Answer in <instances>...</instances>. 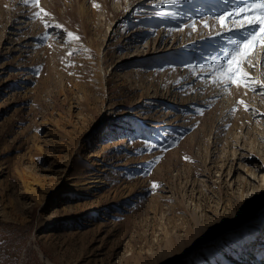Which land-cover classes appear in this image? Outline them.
<instances>
[{
    "label": "rangeland",
    "instance_id": "rangeland-1",
    "mask_svg": "<svg viewBox=\"0 0 264 264\" xmlns=\"http://www.w3.org/2000/svg\"><path fill=\"white\" fill-rule=\"evenodd\" d=\"M221 1L0 0V264H264V53L211 82Z\"/></svg>",
    "mask_w": 264,
    "mask_h": 264
},
{
    "label": "snow or ice",
    "instance_id": "snow-or-ice-1",
    "mask_svg": "<svg viewBox=\"0 0 264 264\" xmlns=\"http://www.w3.org/2000/svg\"><path fill=\"white\" fill-rule=\"evenodd\" d=\"M23 2L28 4L29 0H23ZM161 2L173 4L178 0H161ZM32 3L34 6H39V0H32ZM224 3H231V7H226L213 19L220 25L221 31H240L242 38L230 37L228 42L232 45L231 49L225 51L223 57L214 58L211 66L212 74L215 75L219 72L220 76L212 79L211 82L222 86L225 91L231 85L256 91L254 87L250 86L249 73L242 69L245 65L254 67L249 57L254 54L257 46L264 53V0H224ZM40 12L45 16L48 15L43 8H40ZM35 15H39V13H35ZM204 26L209 27L207 21H204ZM61 27L59 24L56 25V28ZM220 34L221 32L216 33V35ZM67 35L73 37L71 32H68ZM75 39H79V37H75ZM261 63L264 66V55L261 57ZM260 87L264 88V84H261ZM259 94L264 95V92ZM245 110H247V106ZM152 186L153 188L158 187L155 183Z\"/></svg>",
    "mask_w": 264,
    "mask_h": 264
},
{
    "label": "bare ground",
    "instance_id": "bare-ground-1",
    "mask_svg": "<svg viewBox=\"0 0 264 264\" xmlns=\"http://www.w3.org/2000/svg\"><path fill=\"white\" fill-rule=\"evenodd\" d=\"M224 5L223 7H224V9L226 8V7H231V3H229V4H225L224 3V0L223 1H221V5ZM225 33V32H224ZM228 33V32H227ZM231 33V37H236V38H242V34H241V32L240 31H234V32H230ZM230 33H228V34H230ZM225 37L224 38H220L219 39V42H226L225 40ZM217 40V39H216ZM261 69H263L264 70V66H262L261 65ZM98 176V175H97ZM29 176H26L25 177V179H24V186H25V189H26V191H29V192H32V190L34 189L33 188V186H34V183H32V182H30L29 180ZM84 180V179H83ZM247 181V180H246ZM83 182V181H82ZM84 182H86V181H84ZM66 183H67V179L65 178V179H63V185H59V189L61 190V189H63L64 187H66L67 185H66ZM80 184H74V185H72L71 187H70V189L71 190H83V191H85V190H88L89 191V193H91V192H93V191H95V190H97L98 191V189H100L101 187H103V186H105V185H103L104 183H105V181H103L102 180V178H97V177H92L91 179H90V181L89 182H87V183H81V182H79ZM87 184H90V186H87L86 188L84 187L85 185H87ZM52 185H56V184H52ZM53 188V187H52ZM75 191V192H76ZM82 191V192H83ZM87 191V192H88ZM86 192V191H85ZM86 192V193H87ZM256 193H253L252 191H250V192H248L246 195L244 194V195H242V198H241V200H244V201H249V200H251L252 198H253V196L255 195ZM254 209L252 208V206L250 205L249 206V213L247 214L248 216H253V214H254ZM247 251H249V250H247ZM251 252V251H250ZM250 252L248 253V255L246 256V258L250 255ZM186 254L187 253H181L176 259H175V261L177 262V261H179L180 259H182L183 257H187L186 256ZM251 256H253V254L251 255ZM247 259H245V261H246ZM258 262H260V259L259 260H257ZM250 264H254V262L253 263H250Z\"/></svg>",
    "mask_w": 264,
    "mask_h": 264
}]
</instances>
